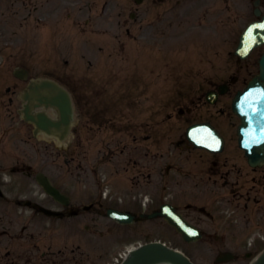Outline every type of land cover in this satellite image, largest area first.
Returning a JSON list of instances; mask_svg holds the SVG:
<instances>
[{
    "label": "rangeland",
    "instance_id": "1",
    "mask_svg": "<svg viewBox=\"0 0 264 264\" xmlns=\"http://www.w3.org/2000/svg\"><path fill=\"white\" fill-rule=\"evenodd\" d=\"M239 10L250 17L252 8L239 7ZM77 13L79 17L65 32L61 29L64 14L59 13L56 31L47 28L41 34L39 50L40 73L58 76L75 97L78 120L73 128V145L67 155L64 148L45 146L43 142L37 146L38 151L32 148L19 154L35 167L34 170L51 173L77 205H88L99 196L102 177L106 178L105 183L115 198L121 192V204L115 198L106 201L111 207H137L139 212L144 200L158 204L167 199L181 204L179 206L191 202L195 185L185 182L184 176H187L186 170L196 165V160L203 159L199 153L175 145L187 125L177 113L196 96L194 80L210 77L219 81L221 71L231 60L226 49L234 48V40L224 38L227 31L221 21L233 14L216 11L211 15L208 11L200 18L196 8L190 7L183 15L186 21L182 25L178 21L173 24L177 29L183 28L180 33L170 30V24L165 26L168 21L148 25L149 32L141 33L152 46L141 47L124 35L119 43L116 40L119 35L116 22L125 19L119 8L109 7L106 18L90 25L85 22L86 12ZM92 13L95 15L98 11ZM147 17L142 14L144 23ZM199 21L202 25L198 27ZM133 24H137L136 29H142V24ZM137 47H141L140 59L136 56ZM143 56L148 58L146 63L142 61ZM46 57L49 63L43 61ZM209 59L215 63L213 69L208 68L212 63L206 64ZM201 112L207 113V108L202 107ZM230 123L235 128L238 121L233 118ZM146 135L152 138L144 141ZM135 136L139 137L137 141ZM136 163L138 166L134 167ZM169 165L174 167L166 176L164 172ZM138 169L146 175L151 173V180L147 176L135 179ZM196 172L199 173L196 174V193L199 188L202 191L198 197L196 195V204L209 207L211 195L204 191L209 185L200 181L201 169ZM244 172L252 174L247 168ZM28 182L22 180L21 185L31 192L35 188H26ZM218 200L221 202L215 209H207L214 214L224 207L227 214L221 213L214 223L215 220L196 213V223L207 234L217 233L222 241L208 237L192 245L184 244L160 219L118 226L91 212L66 223L33 217L27 210L19 214V209L0 201V230L8 231V236H0V250L2 254L10 251L9 261L14 264H108L123 250L149 240H163L184 251L196 264H217L215 259L223 251L244 254L248 249L239 246L237 238L264 235V218L260 221L262 210L247 217L235 210L231 197ZM86 225L90 232L84 229ZM23 226L29 230L21 236ZM49 245H52L50 251ZM221 264H249V260L241 255Z\"/></svg>",
    "mask_w": 264,
    "mask_h": 264
},
{
    "label": "flooded vegetation",
    "instance_id": "2",
    "mask_svg": "<svg viewBox=\"0 0 264 264\" xmlns=\"http://www.w3.org/2000/svg\"><path fill=\"white\" fill-rule=\"evenodd\" d=\"M0 0V169L10 163L14 168H24V159L8 152L10 146L22 149L24 142L30 137L37 140L34 135V127H25L21 110L24 106L22 91L27 85V81H21L12 75L14 71L40 72L41 58L39 54L41 41V27L51 23L52 17L59 13H64L66 19L79 17L77 12H86V23L95 22L107 16L110 6H115L125 13L130 9L140 10V6L146 2L151 5H163L161 16L165 17L170 10L176 9V1L180 0ZM159 1V2H155ZM217 1L228 3L232 0H212L213 5ZM238 2V0H234ZM241 1V0H240ZM181 2V1H180ZM258 8L264 12V0H255ZM141 11H148L151 7ZM75 8V9H74ZM98 11L93 15L92 11ZM135 19L137 18L134 13ZM48 27H45V30ZM49 29V28H48ZM118 39V37L116 38ZM119 43V40H118ZM44 46V43H42ZM44 62L49 63V57ZM240 65V64H239ZM242 67V66H241ZM56 66V71H57ZM248 70V64L243 68ZM241 69L236 76H228V93L242 85L247 77L243 76ZM200 86V85H199ZM217 164L216 162H213ZM215 171L214 174H217ZM261 177L259 179L264 189V168L259 169ZM229 172L222 173L219 178L223 180V185H228ZM1 183V180H0ZM216 184V180L214 181ZM239 184L236 180L231 187Z\"/></svg>",
    "mask_w": 264,
    "mask_h": 264
},
{
    "label": "water",
    "instance_id": "3",
    "mask_svg": "<svg viewBox=\"0 0 264 264\" xmlns=\"http://www.w3.org/2000/svg\"><path fill=\"white\" fill-rule=\"evenodd\" d=\"M264 42V26H252L247 34L242 38L239 52L244 55L254 46ZM261 73L250 84L245 92L238 94L233 101V111L239 116L241 125L238 128L239 145L245 150L250 165H255L264 156V56L260 62ZM262 80V82H261ZM51 92V97L46 99V103L57 107L61 119L56 124L41 116L39 121H34L36 125L47 131L52 125L59 130L61 126H68L72 117L71 102L68 94L62 89ZM188 133L190 139L198 146L216 151L221 144V139L217 133L207 126H195ZM45 190L56 200L64 201L58 191L42 183ZM109 216L120 223H129L132 218L117 212L109 211ZM154 216H164L169 224L174 226L178 232L182 233L184 240L193 241L199 235L197 231L187 224L168 205L162 207L161 211ZM191 264L182 254L175 252L162 244L153 243L145 245L132 252L131 257L125 264ZM258 264H264V254Z\"/></svg>",
    "mask_w": 264,
    "mask_h": 264
}]
</instances>
